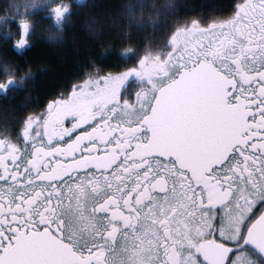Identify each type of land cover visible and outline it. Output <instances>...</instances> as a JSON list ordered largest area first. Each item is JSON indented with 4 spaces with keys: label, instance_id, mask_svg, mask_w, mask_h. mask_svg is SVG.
I'll return each instance as SVG.
<instances>
[{
    "label": "snow or ice",
    "instance_id": "snow-or-ice-1",
    "mask_svg": "<svg viewBox=\"0 0 264 264\" xmlns=\"http://www.w3.org/2000/svg\"><path fill=\"white\" fill-rule=\"evenodd\" d=\"M32 9L56 38L73 6L0 15L5 50L31 46ZM143 9H120L128 30ZM176 11L149 22L159 31ZM122 51L0 137V264H264V0L177 18L155 48ZM31 78L0 55V92Z\"/></svg>",
    "mask_w": 264,
    "mask_h": 264
},
{
    "label": "trees",
    "instance_id": "trees-1",
    "mask_svg": "<svg viewBox=\"0 0 264 264\" xmlns=\"http://www.w3.org/2000/svg\"><path fill=\"white\" fill-rule=\"evenodd\" d=\"M32 0H0V15L11 13L14 6L23 10L26 3ZM73 6L71 20L66 22L61 39L50 44L45 39L55 24L46 19L42 12H32L36 32L31 41V48L22 57L14 54L9 47L0 46V55L14 57L20 62L22 69L29 66L32 78L22 86V92L12 94L0 105V115L11 116L21 112L26 104L41 103L59 91H63L73 80L94 66L105 69L125 63L123 48L135 46L141 51L155 48L165 35V29L177 18H202L210 20L216 15L225 14L233 0H65ZM176 5V16L166 22L161 20L160 30H154L149 22L148 13L155 12L167 3ZM128 4L143 5L145 24L129 29L128 21L119 15L120 9ZM95 24L99 33H93L89 25ZM0 26V32H2ZM127 31V35H126ZM95 62V65L93 64ZM130 63V61H128ZM28 96V99H25ZM9 120V119H8Z\"/></svg>",
    "mask_w": 264,
    "mask_h": 264
},
{
    "label": "flooded vegetation",
    "instance_id": "flooded-vegetation-1",
    "mask_svg": "<svg viewBox=\"0 0 264 264\" xmlns=\"http://www.w3.org/2000/svg\"><path fill=\"white\" fill-rule=\"evenodd\" d=\"M31 46L28 49H30ZM26 51L23 52V55L26 53ZM14 54L18 57L23 56V55H19L17 52H14ZM22 91H23L22 86H20L19 82H18L15 85V88L11 92H9L7 95L0 92V105H1V103H3L5 101L6 98L11 96L12 94H18ZM59 92H61V91H59ZM59 92H57V93H59ZM57 93H55V94H57ZM54 95H52V96H54ZM52 96H50L49 98H51ZM49 98L45 99L41 103L37 102V104H32L28 107H24L21 112L12 116V118H10V119L7 118L6 116L0 115V137H3V136H9L12 138L16 137L17 134L20 132V128L22 126V120H23V117L26 115V113L29 111L39 110V108L41 106H43Z\"/></svg>",
    "mask_w": 264,
    "mask_h": 264
},
{
    "label": "rangeland",
    "instance_id": "rangeland-1",
    "mask_svg": "<svg viewBox=\"0 0 264 264\" xmlns=\"http://www.w3.org/2000/svg\"><path fill=\"white\" fill-rule=\"evenodd\" d=\"M32 12H42V11H40L39 9H32ZM43 13V12H42ZM51 21V20H50ZM52 22V21H51ZM51 31H56L55 29H53V30H51ZM45 39L47 40V42L48 43H50V44H55V43H57V42H59V40L61 39V36L60 35H58L56 38H49V36H48V34L46 35V37H45ZM25 99H28V96H26V98ZM23 108L26 106V104H23V105H21ZM6 117L7 118H12V116L11 115H9V114H6Z\"/></svg>",
    "mask_w": 264,
    "mask_h": 264
}]
</instances>
